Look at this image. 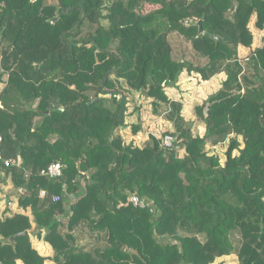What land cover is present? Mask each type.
Listing matches in <instances>:
<instances>
[{
	"label": "trees",
	"instance_id": "obj_1",
	"mask_svg": "<svg viewBox=\"0 0 264 264\" xmlns=\"http://www.w3.org/2000/svg\"><path fill=\"white\" fill-rule=\"evenodd\" d=\"M252 17L263 29L264 0H0V173L31 215L0 218V264H44L16 235L32 223L55 264H264V41L251 49ZM173 33L189 52L174 54ZM183 71L226 74L193 106L202 136L164 91ZM132 91L173 122L172 147L125 143ZM226 140L220 165L205 146ZM56 161L60 176L41 174Z\"/></svg>",
	"mask_w": 264,
	"mask_h": 264
},
{
	"label": "rangeland",
	"instance_id": "obj_2",
	"mask_svg": "<svg viewBox=\"0 0 264 264\" xmlns=\"http://www.w3.org/2000/svg\"><path fill=\"white\" fill-rule=\"evenodd\" d=\"M102 22L107 24L106 21H102ZM253 23H254V17H252L251 22L249 23V28L251 29L252 32L254 31ZM169 39L173 45V48H174L173 51L175 55L178 56L182 54L183 52L190 51V43L183 41V39L178 37L176 33L170 34ZM0 49H1V45H0ZM246 53L241 54L239 52L240 54L239 56L243 57L246 55ZM110 77L113 78V75H111ZM2 79H3L2 80L3 82H0V90L4 86V81L6 80V74L3 75ZM119 83L122 87L126 88V85L124 84L123 80H120ZM202 85L203 83L201 84L199 81L196 84L194 83L193 87H189V89L186 90L190 94V96H187V99L185 100L183 97H181V100L182 101L184 100L182 103L184 108L181 111L184 113L183 117H185L184 118L185 121H188V123L191 124L190 126H191L192 133L194 135H199V136H202L204 134L205 126L198 118H196V115L193 111L194 109L193 106L198 105V103L200 104L203 100L206 99V98L203 99V97L207 95V91H206L207 85H204L203 87ZM216 85L218 84L216 83ZM220 87L221 86H218L216 88H220ZM164 91H166V88ZM127 95H128V100H127L128 103L126 104L127 110L125 112V118H124V121L127 124V126L123 128L124 130H122L123 136L125 137L124 139L128 141L127 138H129L130 135H135L131 132L130 124L137 123L138 118L142 120V123H143L141 126L142 130L140 131V134L142 133L141 137L143 138L137 139L136 137V138L129 140L130 142L128 143H132L133 145L142 147L148 135H154L157 138H159V137H163L165 135L164 133H166L167 131L169 132L174 131L175 127L172 121L167 120L164 117V115H160L161 116L160 118V116L153 114V112L151 111L152 107L150 104V101H151L150 98H145L144 96H141L138 93L133 92V91L129 92ZM153 115H155L156 117H153ZM186 119H189V120H186ZM238 139H240V137H238ZM227 147H228V140H226L224 143H220L215 146L207 145L205 146V149L208 151V155L217 156L219 158V164L223 165L225 161V157H226L225 152H226ZM240 147H242V144ZM178 152L180 156L183 155L182 154L183 149L178 150ZM237 154H238V150L236 149L233 150V155H237ZM14 194L15 192H14V189L12 188L11 181L9 180V178L5 179V177L3 176V173H0V197L5 198V196L6 197L8 196L9 199H12L11 197L14 196ZM235 262L236 260L233 257H230L227 259L226 264H235Z\"/></svg>",
	"mask_w": 264,
	"mask_h": 264
},
{
	"label": "crops",
	"instance_id": "obj_3",
	"mask_svg": "<svg viewBox=\"0 0 264 264\" xmlns=\"http://www.w3.org/2000/svg\"><path fill=\"white\" fill-rule=\"evenodd\" d=\"M252 34H253V43H252L251 49H253L255 47H259L263 43V41H264V28L260 30V29H257L254 27V31L252 32ZM249 51H250L249 48H245V47L239 48V52L241 54H244L246 52L248 53ZM225 79H226V74L224 72H220L218 74H215L214 76H212L208 80H203V79H201L200 75L197 73H194V72L188 73L186 71H183L180 74L179 81L176 83V85L172 86V87H166L165 93L171 100H175V101H179V102L183 103V101L185 99H187V96H190V94L186 90H188L189 87H193V84L194 83L196 84L199 81L201 84L203 83L202 87L204 85H207V89H209V90L206 89L207 95L205 97H203V99H205L213 91H216L218 89L216 87L221 86L222 82ZM216 83L218 85H216ZM181 97L184 98L183 101L181 100ZM183 108H184V106L182 104V110H183ZM181 114H182V116H184L183 112H181ZM153 117H156V116L153 115ZM160 118H161V116H160ZM183 118H185V117H183ZM186 120H189V119H186ZM141 123H142V120H141ZM122 130H124V129H122ZM122 130H120V134L124 139L125 137L123 136ZM141 134H140V132H138V134L130 135L129 138H127L128 141H126V139H124V141L128 143V142H130L129 140H131L133 138H136V137H137V139L143 138V137H141ZM11 198L12 199H9L8 196L7 197L5 196V198L0 197V218L3 219L5 217H10L15 213H23L25 215H28L31 218L29 209L25 210L18 205V196L16 194H14V196H12ZM37 231H38V228L35 227L34 223H32V229L27 231V234L29 235L32 247L34 249H36L40 255L45 257L44 264H55L54 261L52 260V256H53L54 251H53L52 247L50 246V244L43 239V236L45 234V230L44 229L40 230V233H41L40 236H37V234H36ZM80 241H81L80 243L82 244L83 240H80ZM230 257H233L236 260L235 264L238 263L236 255L230 254L227 256H222V257L216 258V260L211 264H226L227 259ZM15 264H23V263L20 260H16Z\"/></svg>",
	"mask_w": 264,
	"mask_h": 264
},
{
	"label": "built area",
	"instance_id": "obj_4",
	"mask_svg": "<svg viewBox=\"0 0 264 264\" xmlns=\"http://www.w3.org/2000/svg\"><path fill=\"white\" fill-rule=\"evenodd\" d=\"M0 141H1V137H0ZM172 144H173V137L170 134H165L162 137V144L161 145L164 147L170 148V147H172ZM0 159H1V157H0ZM10 163H11V160L4 159L5 165H8ZM63 168H64V165L61 162L56 161V162L50 163L47 167L43 168L40 172L43 175H46V176L53 178V177L60 176ZM39 195H40V197H45L46 192L44 190H41ZM59 198L60 197L57 195L52 196L53 201H57V200H59ZM129 202H131L134 206H138V207L145 206V203L142 200H140V198L137 195H134V194H132L129 197Z\"/></svg>",
	"mask_w": 264,
	"mask_h": 264
},
{
	"label": "water",
	"instance_id": "obj_5",
	"mask_svg": "<svg viewBox=\"0 0 264 264\" xmlns=\"http://www.w3.org/2000/svg\"><path fill=\"white\" fill-rule=\"evenodd\" d=\"M65 10L68 11L67 8H65ZM56 19H57V17H54V18H53V20H56ZM197 26H198V31H199V33H202L203 29H202V25H201V20H199V21L197 22ZM109 71H110V70H108V71L106 72L105 76H104L103 79H102V83H103V84H104V82H105V80H106V77H107L108 74H109ZM47 112H48V111H45V113H47ZM25 234H27V231L20 232V233H18V234H16V235L18 236V235H25ZM13 238H14V236L10 237V240H13Z\"/></svg>",
	"mask_w": 264,
	"mask_h": 264
}]
</instances>
